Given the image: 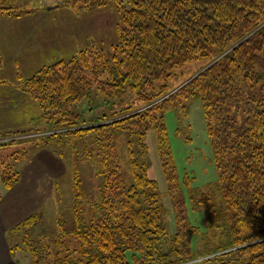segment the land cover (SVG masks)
I'll use <instances>...</instances> for the list:
<instances>
[{
    "label": "trees",
    "instance_id": "obj_1",
    "mask_svg": "<svg viewBox=\"0 0 264 264\" xmlns=\"http://www.w3.org/2000/svg\"><path fill=\"white\" fill-rule=\"evenodd\" d=\"M66 4L74 11L112 5L118 38L107 44V52L105 40L95 41L50 62L25 87L39 108L53 115L49 141H57L59 133L60 142L64 136L91 135L95 149L84 157L99 160L100 197L88 216L74 206L72 226L61 231L70 238L69 248L62 244V251L42 254L28 234L16 247L25 248L30 264H208L219 258L221 264H264V0H64ZM13 10L0 7V17ZM216 58L168 96L187 79L168 88L176 67L197 59L205 67ZM127 93L132 101L125 106ZM93 94L119 99L120 108L85 119L75 105L91 101ZM192 99L202 106L217 178L186 196L171 159L164 115L178 109L186 113ZM151 129L175 221L172 235L163 222L156 183L141 159ZM121 134L126 137L129 183L119 159ZM3 169L0 200L1 190L20 179L11 167ZM78 183L76 179L77 196ZM187 199L203 217L200 227L189 220ZM38 218L33 214L14 230H27ZM61 243L54 241L57 247Z\"/></svg>",
    "mask_w": 264,
    "mask_h": 264
},
{
    "label": "rangeland",
    "instance_id": "obj_2",
    "mask_svg": "<svg viewBox=\"0 0 264 264\" xmlns=\"http://www.w3.org/2000/svg\"><path fill=\"white\" fill-rule=\"evenodd\" d=\"M63 2L64 0H0V7L14 9L11 16L0 17V174L5 166L17 171L20 179L14 188L27 192L20 201L29 203L30 207L40 205L39 220L33 228L28 229V235L31 239L30 244L36 245L35 247L42 254H45V251H62V244L69 248L70 238L68 235H61V231L72 226L74 206L83 209L85 216L92 213L91 204L97 203L100 197L101 178L97 176L99 160L96 155L90 161L84 157L86 151L95 149L91 142V135L87 137L64 136V142H60L59 138L62 135L59 133L56 136L57 141H49L46 136L53 133L51 131L54 128L53 115L39 108L34 96H30L26 90L25 81L45 66L44 64L49 62L51 55H58L47 53L46 50L52 47L48 45L49 41H44L45 36L53 35L55 29L68 32V27L73 26L72 21L75 19L77 26L92 25L95 32L103 34L105 47L102 49L105 52L109 51L107 44L116 42L118 38L114 32L116 14L112 5L90 11H74L69 5H63ZM41 14L46 18V22L40 23L38 29L37 37L41 40L35 38L29 44L26 43L25 48L24 45L21 46L19 52H15L13 57L15 62H6L8 57L4 53L5 40L11 31L12 23H15L11 20L24 22L23 20H27L28 17L38 16L39 18ZM85 16L87 20H84ZM44 30L47 33H43ZM26 31L28 34L34 33V30L29 28ZM75 44H77L76 41ZM95 49L101 50L99 47ZM59 50L64 53L61 56L71 55V53L65 54L64 47ZM45 59L48 61L45 62ZM202 67H204V61L201 59L178 66L166 85L169 89L173 88L184 79H189ZM119 101L115 97L93 94L91 101L84 100L76 104L75 110L82 113L85 119H90L97 114H109L118 110ZM131 101L132 98L127 93L123 105L126 106ZM185 112L182 113L181 109L167 111L164 115V124L180 188L188 196L187 192L190 189L205 190L207 186L214 184L217 173L200 101L189 100L186 103ZM143 143L146 152L141 159L147 164L148 177L156 183L163 210V222L167 233L172 235L175 232V221L165 176L157 154L154 129L146 134ZM134 151L137 154L136 157L139 158V148L136 142ZM118 152L124 181L129 183L131 171L126 137L123 134H121ZM43 154L44 157L40 156ZM51 155H55L57 159L48 157ZM76 179L80 185L79 196L76 195L77 188L74 185ZM35 188H37V194H35ZM17 203V196H11L7 201V206ZM187 206L190 222L199 227L203 225L201 213L198 215L199 213L192 210L188 199ZM202 230H205L203 226ZM8 234L12 245L14 243L22 245L26 232L9 231ZM197 238L198 235L193 238L194 246H196ZM56 239L62 241L59 247L54 245ZM19 250L14 253L18 264H30L29 253L24 247L23 250ZM220 260L221 258L211 260L208 264H221Z\"/></svg>",
    "mask_w": 264,
    "mask_h": 264
},
{
    "label": "crops",
    "instance_id": "obj_3",
    "mask_svg": "<svg viewBox=\"0 0 264 264\" xmlns=\"http://www.w3.org/2000/svg\"><path fill=\"white\" fill-rule=\"evenodd\" d=\"M46 15L48 16V14ZM84 20H87V16H85ZM11 21H15V23H12L11 31L6 36L4 53L8 57L6 58V62L11 61L13 63L15 62V60L13 59L15 52H19L21 46L24 45L25 48V44H29L35 38L36 40H41L39 37H37L39 31L38 29L40 23H43L44 21L46 22V18L41 14L39 15V18L38 16H32V18L28 17L27 20H23L24 22H22V20ZM72 24L73 26L68 27V32L55 29L53 31V35L45 36L44 34V36L46 37L44 41H49L48 45L52 47V49L50 48L49 50H46L47 53L49 55L58 54L51 55L52 57L50 58L49 62H47L48 60L45 59V62L47 63H45L44 65L56 59L71 57L72 55H75L80 49H83L86 46H91L95 41H103V34H101V32H95V29H93L94 26L88 24L77 26L76 19L72 21ZM80 26L81 29H79ZM28 28L30 30H34V33L28 34L26 31ZM43 33H47V31L44 30ZM75 41L77 44H75ZM62 47H64V52H66L65 54L71 53V55L61 56L62 54H64L61 50H59ZM42 62H44V60ZM40 156L44 157L45 155L43 154ZM48 157H53L54 159H57L55 155H51ZM53 161L55 162V160ZM58 161L59 160H57V162ZM14 187L9 190H1L2 197L0 200V264H18V261L14 257V253L15 251H20V248L16 247L19 244L14 243V245H12L11 242H9L8 237L10 236L8 232L15 231V227L29 216L33 214L40 215V205L30 207L29 203L21 202L20 200L27 194V192H24L23 190ZM36 190L37 188H35L34 190L35 194H37ZM11 196H17L18 203L7 206V201ZM33 227L34 225L31 228ZM22 231H25L26 234H28V229ZM16 232L20 233L21 231L16 230Z\"/></svg>",
    "mask_w": 264,
    "mask_h": 264
},
{
    "label": "water",
    "instance_id": "obj_4",
    "mask_svg": "<svg viewBox=\"0 0 264 264\" xmlns=\"http://www.w3.org/2000/svg\"><path fill=\"white\" fill-rule=\"evenodd\" d=\"M235 46V45H234ZM234 46H232L230 49H232ZM229 49V50H230ZM229 50H227L225 53H227ZM221 56H219L218 58H220ZM218 58H216L215 60H213L212 62H210L208 65H206L205 67H203L201 70H199L197 73H195L193 76H191L189 79H187L183 84H181L180 86H178L177 88H175V90H173L172 92H170L168 94L171 95L173 92H175L176 90H178L180 87H182L183 85H185L187 82H189L191 79H193L194 77H196L198 74H200L204 69H206L207 67H209L212 63H214Z\"/></svg>",
    "mask_w": 264,
    "mask_h": 264
}]
</instances>
